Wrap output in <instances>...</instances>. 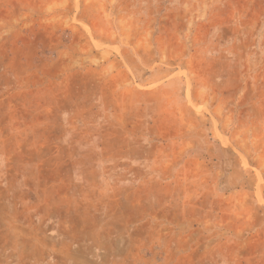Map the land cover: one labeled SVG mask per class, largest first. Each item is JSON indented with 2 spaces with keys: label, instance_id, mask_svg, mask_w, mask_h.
<instances>
[{
  "label": "rangeland",
  "instance_id": "1",
  "mask_svg": "<svg viewBox=\"0 0 264 264\" xmlns=\"http://www.w3.org/2000/svg\"><path fill=\"white\" fill-rule=\"evenodd\" d=\"M0 264H264V0H0Z\"/></svg>",
  "mask_w": 264,
  "mask_h": 264
}]
</instances>
